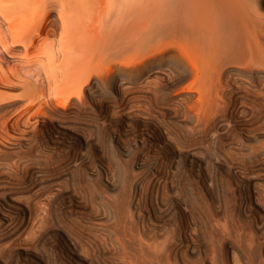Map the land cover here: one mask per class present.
<instances>
[{
	"label": "bare ground",
	"instance_id": "obj_1",
	"mask_svg": "<svg viewBox=\"0 0 264 264\" xmlns=\"http://www.w3.org/2000/svg\"><path fill=\"white\" fill-rule=\"evenodd\" d=\"M260 4L264 0H0V166L6 171L8 156L18 164L29 160L22 175L32 182L16 186L8 171L12 167L4 174L0 169V264H11V257L16 263L49 264L36 242L22 243L21 254L5 250L24 238L43 209L16 198L43 183L61 185L76 177L83 185L94 176L108 179L111 165L100 169L88 154L94 144L98 150L108 145L126 158L120 168L122 199L113 208L117 215L125 214L127 206L131 218L138 214L147 224L186 211L182 201L177 209L165 202L164 193L159 196L165 184L174 187L179 164L190 162L204 192L217 176L203 173L204 144L185 143L190 132L180 123L182 111L193 122L209 123L206 136L218 151L216 161L230 159L233 144L258 143L248 157L249 170L244 158L243 166L239 160L228 169L238 210L264 232L258 187L264 183V88L246 89L248 84L240 87L236 80L254 74L264 78ZM97 91L109 96L93 102ZM96 131L104 134L98 133L93 143L90 135ZM207 162L216 169L215 161ZM176 163V168L168 167ZM135 167L153 170L149 185L156 194H145L144 205L139 180L129 182ZM185 171L178 175L187 176L190 171ZM89 191L95 200L99 188ZM75 195L66 191L58 203L50 201L48 212L78 219L86 204ZM71 237L61 262L57 258L52 264H63V258L85 264Z\"/></svg>",
	"mask_w": 264,
	"mask_h": 264
},
{
	"label": "rangeland",
	"instance_id": "obj_2",
	"mask_svg": "<svg viewBox=\"0 0 264 264\" xmlns=\"http://www.w3.org/2000/svg\"><path fill=\"white\" fill-rule=\"evenodd\" d=\"M259 7L264 15V4H260ZM244 77L240 76V78L237 77L236 79L238 85L240 84V87L246 88L248 84L250 87L247 86L248 88L246 89H255V87L256 89L257 87L264 88V78L258 77L257 74L249 77L251 79L249 81H247L249 79L248 76V79H245L246 77ZM243 79L246 80V83L242 81ZM107 96L109 95L104 93L101 95L100 91H97L96 95L92 97V101H101ZM181 114L183 115L180 116V120L182 119L180 123H183L182 125L184 127L187 126L185 128H188L187 130L190 132L189 137L185 140V143L187 145L204 144L207 152L205 151L203 153L205 160L202 161L204 162L202 163L203 173H205V171H211L217 176V178L214 180L215 182H213L211 185H208L207 189H205L206 192H204V188L202 189V186L196 182L195 176L193 177L194 173L190 169V162L182 161L181 164H179L180 169H176L175 175L173 177L174 187L170 188L167 186V184H165L163 188L164 190L163 192L159 193V196L162 198V193H164L166 199L165 202L172 201L173 206L177 209L179 208V205L176 203H180L182 201L184 203V207H186V211H172L173 213L167 216L163 215V219L160 218L159 222L161 223L163 221L164 224H162L163 222L158 224L159 222L155 219L154 221L152 220L153 222L144 224V221L139 219L140 217L138 214L137 215L139 218L136 214H134V220L133 217L131 218L129 211L127 212V206H125V214L123 213L121 216L117 215L113 208H115L114 204L119 203V201L122 199L121 195L122 189L125 186V181L121 175L123 172L120 168H122V164L124 165L126 163V158L121 156L120 152L115 153L112 149L109 150L108 148L110 147L108 145L104 144L105 147L102 146L103 149L100 148V150H98L97 145L94 144L89 150L92 151L93 149V153L95 154L87 150L88 154L90 152L89 155L92 154L95 156L97 159L96 162L98 161L97 164L100 169H102L103 166L108 168V165H111V170L109 171L110 173H108L109 177H107L108 179L103 177L102 180L104 181H101L99 178H97V176H94L93 179L86 180L88 186H86L87 183L83 185L78 184L76 177H73V180L71 179L67 182L61 181V185L58 183L60 181H57V184H53L55 181H53V183L51 182V184L47 183V185L46 183H43L40 185V187L36 186L33 190H31V192L29 191L26 194L24 193L26 196L22 194L21 197L16 198L21 202L25 201V203L30 202L31 205L34 204V208L39 206L43 209L41 208V214H38V216L36 215V224L32 229L26 232L28 235L23 233L24 236L22 235L21 237H24L23 239L17 241L14 244V247L12 245V248L9 247V250L8 248L5 250L12 254H15L16 251H19L21 254V250L24 248V246H22L24 244L22 243L36 242L38 244L37 252L44 255V257L49 261V264H52L57 258V262L60 261L63 255L68 252L69 247L67 243L69 241V235V237L72 236L71 238L75 242L77 241L76 243H78L77 245L79 246L78 251H80L86 258V261L84 262L85 264H264V232L256 228L255 223H252V219L250 217L246 216L244 212L238 210V199H236L237 195L234 194L235 184H233V176L228 169L230 165H234V162L237 164L239 160L241 165V160L243 158L246 163L245 164L242 162L244 167H248V157L258 146V143L243 141V144L242 142H239L240 145L233 144L235 148L229 150L232 153H227L229 154L228 158L231 160L226 156L229 162L228 160L224 161L226 159L221 161L218 159L216 161L218 158V151L217 149H214L215 145L210 143L209 140H207L208 136H206V134L208 135L209 131V123L204 120L197 122L195 120L193 122V119L189 118L185 112L182 111ZM115 115L118 114L113 113L114 118ZM98 133L101 134V131H96L90 135L92 142L97 140L96 137ZM102 134H104V132ZM114 157H120V161H115L116 159ZM8 158V166H11L14 171L8 166L7 167L9 169H7L8 171H12L9 173H11V180L15 183V185L19 186L23 183L22 185H26L25 187H27L29 184H32V182L30 183L31 179L24 178V175H22L26 171L27 166L25 165H28L30 161L27 160L28 164H26L27 161L23 163L24 161L22 160L21 163L18 164L17 159H14V157H12V160H10V156H8ZM113 158V161L117 162L118 165L116 163L115 166V162L111 161ZM206 158L209 159V161H215L216 169L214 168L213 170V167L209 168L207 164L210 163L207 162ZM109 161L112 163L110 164ZM4 162L7 163L6 160H4ZM243 164L241 166H243ZM161 165L159 166L157 164V166L162 170L169 169L168 167L174 169L178 166L177 163L176 165L171 166L168 164V167L167 165H164L166 168ZM249 165L251 166V164ZM0 167L1 171L3 172H1L2 174H4V172H8L7 169V172L5 171L3 166ZM247 169L248 168H246V170ZM185 170H187V172L189 170L190 172L188 173L191 174L183 177L178 175V172L180 174H185ZM152 172L153 170H150L149 173V170L147 169H140L136 167L134 170H132V172H130L131 178L129 182L132 184L136 179L140 182L142 190L141 201H143L142 205H144V199L146 195H149V193L153 195L156 194L155 190H153L154 192L150 190L149 185ZM12 173H15V175L13 176ZM189 179L191 180L189 181ZM103 182L108 184L113 182L116 184V187L108 186V188H106L103 186ZM261 184L258 185L261 191L259 193V199L261 200L260 203L262 202L264 205V191H262L264 189V183L262 182ZM94 186L98 187L99 191L95 192L93 196L95 200H92V197L88 196L90 195L89 190H91V188ZM127 186H129L128 181L126 183V187ZM88 187H90V189ZM66 191L76 193L75 198L78 197V199L82 200L83 205L86 204L78 219L72 218L73 220L70 219L69 221V219L67 220L62 215L58 216V214H56L57 217L53 216V218L52 213H50L51 211L49 210L48 212V209L50 208L49 202L54 200L53 203H58V201H61L60 199H62L63 193ZM207 191H210L209 193L211 195V200L209 199V196H206ZM84 194H88L87 197ZM43 211H45V213ZM174 218L175 220H173ZM132 219L135 222H133ZM1 249L2 248H0V257L2 258V253L4 252ZM10 259L11 264H13V262L14 264H29L28 262H25L26 260L22 261L23 263H16L14 258V260H12V257ZM63 259V264H77L75 261L68 262L65 258Z\"/></svg>",
	"mask_w": 264,
	"mask_h": 264
}]
</instances>
